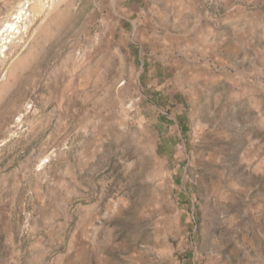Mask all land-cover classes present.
<instances>
[{
	"label": "rangeland",
	"instance_id": "rangeland-1",
	"mask_svg": "<svg viewBox=\"0 0 264 264\" xmlns=\"http://www.w3.org/2000/svg\"><path fill=\"white\" fill-rule=\"evenodd\" d=\"M213 1L218 18L194 2L219 71L185 36L188 1L0 0V35L24 14L0 66V264L86 221L99 264H264V0Z\"/></svg>",
	"mask_w": 264,
	"mask_h": 264
},
{
	"label": "crops",
	"instance_id": "crops-1",
	"mask_svg": "<svg viewBox=\"0 0 264 264\" xmlns=\"http://www.w3.org/2000/svg\"><path fill=\"white\" fill-rule=\"evenodd\" d=\"M143 1L145 2L143 5H141V3H137L138 14L144 15L149 12L148 15H150L154 14L155 11H159L161 5L160 0H152L153 2L151 3L149 2L150 0ZM186 1L191 3V10H189L191 12V22L189 23L191 24V31L190 33H186L185 36L192 39V48H199L198 51L201 52L206 49V51H204V57L207 59V63L213 65V67L219 71V67L216 68L215 63L217 62L218 64H221V62H223V58H221V54L223 53L218 52V50L222 47V41L217 40L221 34V28H215L210 22L205 21L206 19L203 20L201 18L197 4L194 2L195 0H182L181 2L176 0V2L172 3L170 0H165L166 5H170L172 7V11L174 13L173 15H179L183 12L184 8L187 7ZM239 3L242 4L244 2ZM232 13L233 10L227 13L225 18L221 21V25H224L226 22L233 23V20H238L237 18L240 14L236 13L233 15ZM250 34V24L246 26L244 31L238 33V37L236 38L238 45L233 48L235 52L234 54H236V59L239 61V63L236 64V69H240V66L243 65V70H245V65L247 62H250L249 59L252 54L249 49H251V46H254L255 44V39L250 38ZM241 36L246 39L243 44L239 43V37ZM225 63L226 61H224V64ZM211 69L212 68L210 67V69L207 70L210 71ZM34 223L36 225V222ZM40 226L43 228L47 227L44 222H40ZM61 226L62 227L58 228L51 227L49 228V231L45 232L48 236V241L50 240L51 244H55L54 246L56 250L54 252L48 250L43 244L36 242L31 246L28 256L25 257L23 261L21 260L20 255L18 256L19 262L14 259L13 255L10 256V260L16 262V264H99V262L102 261L101 258L96 256V240L93 239L94 235H92L91 221L79 224L67 241L64 240L63 223H61ZM48 241H46V243H48Z\"/></svg>",
	"mask_w": 264,
	"mask_h": 264
},
{
	"label": "bare ground",
	"instance_id": "bare-ground-1",
	"mask_svg": "<svg viewBox=\"0 0 264 264\" xmlns=\"http://www.w3.org/2000/svg\"><path fill=\"white\" fill-rule=\"evenodd\" d=\"M42 2V1H41ZM36 8V7H35ZM21 9V8H20ZM45 10V6L44 4H38L37 5V8L36 10L34 11V18L32 19V23L35 19H37V17H39ZM26 13V11L24 12ZM28 14V13H27ZM23 11H20L19 13L16 12V16H14L13 18H8L7 19V22L5 23V26H4V30L2 31L1 35H0V43L1 44V47H3L2 50H0V66H1V62L4 60V59H1V56H6V46H7V42L11 41V39H7L10 35H13L14 33H18L19 32V21L23 18ZM28 16V15H27ZM30 16V15H29ZM27 20V19H25ZM24 21V19L22 20ZM29 22H30V19H29ZM21 23V22H20ZM26 23V22H24ZM23 23V25H24ZM28 23V22H27ZM31 24V22H30ZM22 25V26H23ZM27 25V24H26ZM28 28V27H27ZM22 29V28H21ZM25 29V28H24ZM20 33V32H19ZM6 35V36H5ZM13 37V36H12ZM13 39V38H12ZM5 47V48H4ZM6 58V57H5Z\"/></svg>",
	"mask_w": 264,
	"mask_h": 264
},
{
	"label": "built area",
	"instance_id": "built-area-1",
	"mask_svg": "<svg viewBox=\"0 0 264 264\" xmlns=\"http://www.w3.org/2000/svg\"><path fill=\"white\" fill-rule=\"evenodd\" d=\"M48 8H52L53 6L60 3L61 0H44ZM205 3L214 11V17L218 18L220 15H222L224 9L221 7L219 3L213 0H204ZM29 219H26L23 224V230L26 235L29 234L30 231V223L28 221Z\"/></svg>",
	"mask_w": 264,
	"mask_h": 264
},
{
	"label": "trees",
	"instance_id": "trees-1",
	"mask_svg": "<svg viewBox=\"0 0 264 264\" xmlns=\"http://www.w3.org/2000/svg\"><path fill=\"white\" fill-rule=\"evenodd\" d=\"M185 202H189V199L188 198H185Z\"/></svg>",
	"mask_w": 264,
	"mask_h": 264
}]
</instances>
